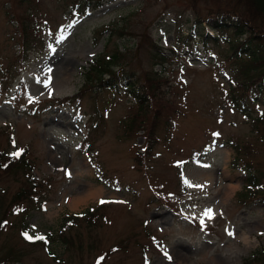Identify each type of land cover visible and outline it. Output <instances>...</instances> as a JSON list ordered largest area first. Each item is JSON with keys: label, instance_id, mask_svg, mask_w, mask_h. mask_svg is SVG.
<instances>
[{"label": "rangeland", "instance_id": "1", "mask_svg": "<svg viewBox=\"0 0 264 264\" xmlns=\"http://www.w3.org/2000/svg\"><path fill=\"white\" fill-rule=\"evenodd\" d=\"M76 1L0 0V149L28 152L43 201L9 204L30 183L0 174V264H261L251 260L264 253V190L244 202L239 195L248 166L264 186L260 132L231 109L228 46L195 43V21L210 32L208 12L224 2L90 0L93 10L80 15L87 0ZM23 26L37 31L25 47ZM106 26L115 30L110 40L109 30L96 33ZM144 38L171 62L155 65ZM116 48L126 55L121 67L142 82L145 71L157 74L143 106L125 91L84 86L88 65ZM255 100L251 117L264 116V96ZM134 114L143 123L128 134ZM229 186L236 189L222 201ZM89 189L98 197L72 210L70 199ZM102 200V221L78 222L65 232L66 247L58 237L64 220ZM23 224L48 244L25 242Z\"/></svg>", "mask_w": 264, "mask_h": 264}, {"label": "trees", "instance_id": "2", "mask_svg": "<svg viewBox=\"0 0 264 264\" xmlns=\"http://www.w3.org/2000/svg\"><path fill=\"white\" fill-rule=\"evenodd\" d=\"M223 5H218L208 12L211 17V22L208 27L211 29V34L205 28H200V21L197 19L195 27L198 31L194 34L197 37L199 44L207 47L209 44L219 46V43L226 44L230 51L229 58L234 62L235 68L233 71V79H235V87L230 93V104L232 109L244 113L245 117L251 119L257 131L260 132V143L264 146V116H257L251 118L248 104L255 101V97L264 96V0H222ZM87 5V3H86ZM199 15V12L195 10ZM199 25V26H198ZM110 32L108 40H110L112 33H115L110 26H106L98 30L96 33L101 36L105 31ZM33 31H29L24 26L22 27L23 46L27 44V39L32 35ZM143 38V37H142ZM146 41H145V40ZM145 44H150L153 50L152 58L158 64L166 63L169 58L167 54L157 47V45L148 38H144ZM142 44V39L140 40ZM126 57L124 53L116 48L112 54L101 55L95 58L85 70L84 86H95L98 89L112 90L114 92L126 91L129 95L136 99L139 106L147 103V98L153 97V91L158 88L157 79L154 77L157 74L153 70L142 73V79L135 76L133 70L125 71L121 67L123 59ZM129 61L128 63H130ZM127 63V64H128ZM115 68H118L115 70ZM138 91V93H137ZM141 91V95H139ZM149 95V96H148ZM137 116L132 118L129 123V130H133L135 126H141L142 121H136ZM28 152H23L19 157L15 158L9 152L0 149V174L14 175L15 177L22 176L30 183V186L17 192L9 204L23 205V201L29 204V207L37 205L41 201L42 188L37 182H33L29 177V173L33 169ZM137 154L136 156H141ZM145 155V154H144ZM143 155V156H144ZM138 164V160H135ZM247 169V168H246ZM248 166V177L246 184L248 187L243 188L241 192V201H246L248 198L259 196L263 192L262 178L259 174L256 175ZM38 193L36 194L37 190ZM41 189V193H40ZM5 192L0 189V208L4 203ZM263 194V193H262ZM260 194V195H262ZM264 200V197L262 198ZM10 207V206H9ZM106 206H98L91 211H87L81 216H73L64 220L63 226L59 232L61 242L66 245L70 244V236L66 235L77 226L78 222H86L85 226L88 228H95L104 217L103 210ZM25 210H28L25 208ZM6 210L3 212L5 213ZM3 219L0 220L3 225ZM21 230L27 232L26 225L21 227ZM46 241L36 240V243ZM5 257H9L11 261L12 253L6 252ZM251 261L261 262L264 264V253L258 254ZM15 262H17L15 260ZM5 263V260L0 261ZM242 264H250L244 262Z\"/></svg>", "mask_w": 264, "mask_h": 264}, {"label": "bare ground", "instance_id": "3", "mask_svg": "<svg viewBox=\"0 0 264 264\" xmlns=\"http://www.w3.org/2000/svg\"><path fill=\"white\" fill-rule=\"evenodd\" d=\"M235 189L236 188L234 186L227 187L226 191L222 194V201L229 199L232 196ZM97 194H98L97 190L93 191L92 189H89L84 196H76V197L70 199L69 207L72 210H77L82 204H84L85 201H87L90 197L96 196ZM96 197H98V196H96ZM240 238L244 244H246V245L249 244V235L248 234L243 233L240 236ZM178 257L180 259H182V254L178 253Z\"/></svg>", "mask_w": 264, "mask_h": 264}, {"label": "snow or ice", "instance_id": "4", "mask_svg": "<svg viewBox=\"0 0 264 264\" xmlns=\"http://www.w3.org/2000/svg\"><path fill=\"white\" fill-rule=\"evenodd\" d=\"M214 135H218V133H214ZM14 156H19L20 155V152H16V153H14L13 154ZM187 182V181H186ZM100 203H105V201H100ZM204 215H206V216H208L209 218H211L212 217V211H211V209H209V210H206V212L204 213ZM229 235H233V233H231V232H229L228 233ZM24 235H25V237L27 238V239H29V240H32V239H36V240H44L45 238L43 237V236H36V237H31V236H28V234L27 233H24ZM101 260L103 259V257H101L100 258Z\"/></svg>", "mask_w": 264, "mask_h": 264}]
</instances>
